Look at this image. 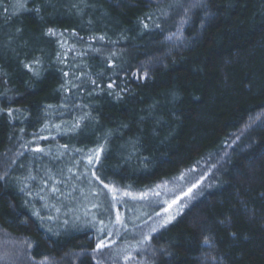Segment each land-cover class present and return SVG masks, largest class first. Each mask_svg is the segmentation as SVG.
I'll list each match as a JSON object with an SVG mask.
<instances>
[{
  "label": "trees",
  "instance_id": "trees-1",
  "mask_svg": "<svg viewBox=\"0 0 264 264\" xmlns=\"http://www.w3.org/2000/svg\"><path fill=\"white\" fill-rule=\"evenodd\" d=\"M23 2L0 0V264H102L95 228L56 218L65 173L29 160L96 151L124 192L204 175L112 264H264V0Z\"/></svg>",
  "mask_w": 264,
  "mask_h": 264
},
{
  "label": "rangeland",
  "instance_id": "rangeland-1",
  "mask_svg": "<svg viewBox=\"0 0 264 264\" xmlns=\"http://www.w3.org/2000/svg\"><path fill=\"white\" fill-rule=\"evenodd\" d=\"M97 152H94L95 157L90 154L82 159L84 163L81 170L66 171L67 169L63 166V157L55 154L38 152L37 155L41 154L39 159L36 155L33 158L29 156V160H32L30 166L33 163L34 167L37 166L36 173L54 169L65 173L67 191L58 200L59 211L56 218L69 227L74 224L94 227L97 231V242L104 241L108 245L97 252L102 264L106 262V264H112V251L116 248L136 246L148 237L153 229L169 222L170 217L172 220L176 213L191 199L197 197L205 186L204 175L198 173L199 171L184 173L170 182L160 183L141 194L124 192L111 186L106 188L99 182V185H95L96 179L92 167L97 161ZM194 184L197 187L185 195ZM173 201L176 203L173 204ZM118 215L119 223H117Z\"/></svg>",
  "mask_w": 264,
  "mask_h": 264
},
{
  "label": "snow or ice",
  "instance_id": "snow-or-ice-1",
  "mask_svg": "<svg viewBox=\"0 0 264 264\" xmlns=\"http://www.w3.org/2000/svg\"><path fill=\"white\" fill-rule=\"evenodd\" d=\"M27 3H28V0H24V2L21 3V4L19 5V8H20L21 10H24L25 7H26V5H27ZM37 10H38V9H37ZM156 26L159 27V25H156ZM144 27L147 28L148 25H147V24H144ZM48 34H49V35H55V33H54L51 29H49ZM169 38H171V37H169ZM101 39H103V38L101 37ZM25 68H27L29 71L32 70V67H31V65H29V64H25ZM65 75H68V74L65 73ZM108 86H109V88L112 87L111 84H109ZM76 126H77V127L79 126V123H78V122H77V125H76ZM36 151H40V149H36ZM90 159H91V158H90ZM96 159L99 160V152L96 153ZM93 175H95V173H94ZM28 179L35 180V177H33V176H29ZM104 186H105L106 188L108 187V185H106V184H105ZM24 187L26 188L27 185H25ZM195 187H197L196 184L192 185V187L188 189V192H186L185 195H188L189 193H191V192H192V189L195 188ZM21 191H24V188H21ZM52 191L55 192V191H57V189L53 188ZM175 203H176V201H173V204H175ZM170 207H171V205H170ZM57 211H59V209H57ZM33 214H34V215H39L38 212H34ZM49 219H51V217H49ZM170 220H171V217L169 218V222H170ZM119 222H120V217H119V215H118V216H117V223H119ZM153 231H155V229H153ZM233 235H235V234H233ZM145 239H147V237H145ZM204 243H205V244H208V243H209V239H208V237H205V238H204ZM29 246H30V245H29ZM105 247H108V245L105 244L104 241H101L100 243H98V244L96 245V250H102V249L105 248ZM213 259H215V258H213Z\"/></svg>",
  "mask_w": 264,
  "mask_h": 264
}]
</instances>
